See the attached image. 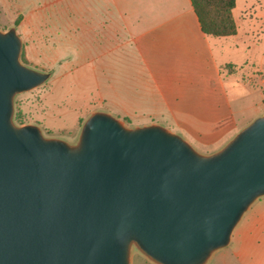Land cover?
I'll list each match as a JSON object with an SVG mask.
<instances>
[{"label": "water", "instance_id": "obj_1", "mask_svg": "<svg viewBox=\"0 0 264 264\" xmlns=\"http://www.w3.org/2000/svg\"><path fill=\"white\" fill-rule=\"evenodd\" d=\"M0 30V264H207L264 196V115L213 153L165 125L93 111L76 142L18 125L15 97L50 71Z\"/></svg>", "mask_w": 264, "mask_h": 264}, {"label": "crops", "instance_id": "obj_2", "mask_svg": "<svg viewBox=\"0 0 264 264\" xmlns=\"http://www.w3.org/2000/svg\"><path fill=\"white\" fill-rule=\"evenodd\" d=\"M22 1L26 19L35 20L34 28H20L25 44L32 45L35 36V45L47 51L49 44L40 37L52 29L57 50L91 53L87 63H61L50 77L56 83L43 92L50 106L43 120L58 116L61 126L55 130L60 137L68 138L78 126L76 120L62 126L65 118L103 110L165 125L200 152L213 153L264 115V52L258 60L253 55L242 61L234 58L238 51L252 53L253 44L244 40L250 34L241 33L236 7L237 33L214 37L202 31L191 0ZM57 4L71 5L65 14L68 25L55 21L45 27V8ZM65 83L87 94L63 91ZM258 88L262 100L251 102ZM260 222L263 231L255 232L252 225L247 238L255 250L236 253L246 264H264V244L259 240L264 219Z\"/></svg>", "mask_w": 264, "mask_h": 264}, {"label": "rangeland", "instance_id": "obj_3", "mask_svg": "<svg viewBox=\"0 0 264 264\" xmlns=\"http://www.w3.org/2000/svg\"><path fill=\"white\" fill-rule=\"evenodd\" d=\"M26 6L27 5L23 3L22 0H0V30L5 31L10 27L15 26L19 34L20 28H34L35 20H31V18L26 19ZM70 8V4L49 5L45 8V16L43 21L41 22L44 23L45 27L47 25L50 28L52 27V24H55V21H57V24L64 23L68 25L69 20L66 19L65 14H68L70 12ZM75 10H77L76 6ZM234 11L235 17L238 20L239 25L241 26V33H248V35L250 34V36H248L244 40H246L247 43H251L253 41V44H250L252 45V53L249 52V50L247 53H245L246 51H238L239 54L235 55L234 58H236L237 61H242L243 59H249V55H253L254 59H260L261 55L264 52V0H237L236 8ZM54 15L56 16L55 20L53 19ZM17 20L18 24H16ZM80 22L84 23V21ZM51 33L52 29L48 31L46 36L40 37V39L44 38V40H46V42L49 44L47 47V51H43L39 48V46L35 45V36V41L32 45H30L28 42H26L25 44L22 36L19 34L23 42L21 61L24 64L37 70L50 71L53 73L57 71L61 63H70L72 60L75 63H87L89 60H91V53H88L87 51L71 52L68 50H57L58 45H53L54 37L53 35H50ZM251 33H253V39L251 37ZM41 34H43L42 31ZM256 34H258L257 38ZM242 36L244 35L242 34ZM258 38L260 39V41H258ZM67 47L69 46L67 45ZM228 68L232 69L230 66H228ZM55 83V78H49L48 81H46L43 85L37 87L36 89L18 94L15 97V113H19L22 117V123H17L15 121L18 125L29 123L37 124L42 128L43 133L46 136L60 137L61 132L55 130L56 126H61L59 123V117L51 114L48 116L47 123H45L43 120L44 113L47 112L50 108V106L47 105V101L45 100L46 97H43V92L45 90L50 91L51 87L54 86ZM69 85L70 84L65 83L62 85L61 89H63V91L73 90V95L87 94L84 88H78L76 84H73L72 86ZM60 94H63L61 90ZM262 97L263 92L261 88H258L255 90V92H252L250 101L254 102L256 100H262ZM262 108L264 109V104L262 105ZM90 114L65 118L66 122H64L62 126L72 125L75 120L78 122V126L74 131L70 133L68 138H60L66 139L70 142H76L81 127ZM118 118L124 121V123L128 127L143 126L155 123H150L149 121L144 122L142 117L125 116ZM261 219H264V196L258 199L244 214V216L234 229L230 245L215 252L214 256L207 264H246V261H243L236 256V253H239V251L246 252L255 250L251 247V243L247 238L252 234V225H254L255 232L259 233V231H263V229H261ZM259 240L261 242V245L264 244V235H262V233H260ZM131 264L154 263L147 259L144 255H142L137 248L133 247Z\"/></svg>", "mask_w": 264, "mask_h": 264}, {"label": "trees", "instance_id": "obj_4", "mask_svg": "<svg viewBox=\"0 0 264 264\" xmlns=\"http://www.w3.org/2000/svg\"><path fill=\"white\" fill-rule=\"evenodd\" d=\"M237 0H191L199 19L202 31L214 37H227L237 33V23L233 10ZM18 24V20L16 21ZM14 120L22 123L19 113L14 114Z\"/></svg>", "mask_w": 264, "mask_h": 264}]
</instances>
